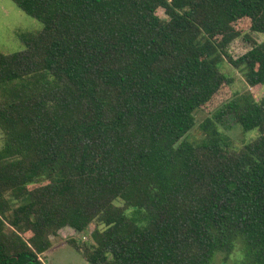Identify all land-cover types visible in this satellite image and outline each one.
Segmentation results:
<instances>
[{
	"label": "trees",
	"instance_id": "obj_1",
	"mask_svg": "<svg viewBox=\"0 0 264 264\" xmlns=\"http://www.w3.org/2000/svg\"><path fill=\"white\" fill-rule=\"evenodd\" d=\"M13 1L43 30L0 52V264H44L63 230L90 234L67 241L89 264H264V98L187 138L233 85L225 59L264 88L240 29L264 34V0ZM233 124L258 136L233 149Z\"/></svg>",
	"mask_w": 264,
	"mask_h": 264
},
{
	"label": "rangeland",
	"instance_id": "obj_2",
	"mask_svg": "<svg viewBox=\"0 0 264 264\" xmlns=\"http://www.w3.org/2000/svg\"><path fill=\"white\" fill-rule=\"evenodd\" d=\"M240 29L243 35H250L259 43H264V34L252 33L249 31V23L243 22L240 24ZM43 30V25L39 21L29 17L22 12L13 0H0V52L6 55L16 54L25 50V45L20 39V36L25 33H39ZM251 49V44L242 37L230 46L229 52L233 58H239ZM222 70L225 74L233 79L232 87H224L222 91L214 98V100L201 112L196 115L197 125L188 135L191 142H201L205 137V132L202 125L206 119L216 110L220 105L230 100L233 95L241 96L248 91L252 92L257 100L264 98V88H251L247 84L244 74L235 69L227 59L222 64ZM230 146L233 149L248 144L256 139L257 131L244 132V130L237 124H233L232 128L225 131ZM4 144V134L0 130V148ZM119 205L123 206L122 203ZM132 211H128L131 213ZM95 226L91 227V232L94 231ZM75 237L79 242H91L90 234L79 235L73 231L65 230L59 234L58 237L52 241V248L43 256L44 264H89L73 246L67 241ZM239 256H233L227 264H239ZM214 264H224L220 257L215 259Z\"/></svg>",
	"mask_w": 264,
	"mask_h": 264
},
{
	"label": "crops",
	"instance_id": "obj_3",
	"mask_svg": "<svg viewBox=\"0 0 264 264\" xmlns=\"http://www.w3.org/2000/svg\"><path fill=\"white\" fill-rule=\"evenodd\" d=\"M63 231H65V230H63ZM60 233H62V231H61ZM42 261H43V259H42ZM43 263H44V262H43Z\"/></svg>",
	"mask_w": 264,
	"mask_h": 264
}]
</instances>
